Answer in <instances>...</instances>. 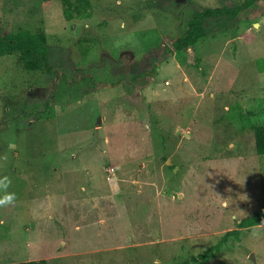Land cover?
<instances>
[{
  "label": "rangeland",
  "instance_id": "rangeland-1",
  "mask_svg": "<svg viewBox=\"0 0 264 264\" xmlns=\"http://www.w3.org/2000/svg\"><path fill=\"white\" fill-rule=\"evenodd\" d=\"M0 0L52 69L0 56V264H264V0ZM207 7L206 34L174 41Z\"/></svg>",
  "mask_w": 264,
  "mask_h": 264
},
{
  "label": "trees",
  "instance_id": "trees-1",
  "mask_svg": "<svg viewBox=\"0 0 264 264\" xmlns=\"http://www.w3.org/2000/svg\"><path fill=\"white\" fill-rule=\"evenodd\" d=\"M255 0H250L254 2ZM73 4L72 0H67ZM77 4V5H76ZM76 10L79 14L87 12L91 14L92 4L90 0H76ZM226 13L230 16H235L236 11L225 9L223 7H207L202 11L195 13L194 18L190 22V27L181 36L174 41V46L181 49L184 46H191L198 42L206 32L203 27V19L206 16H214ZM49 40L47 33L44 31H33L29 28H20L16 31L9 32L0 36V56L5 54L20 53V62L24 68L28 70L45 69L51 70L52 64L49 56ZM255 145L259 154H264V125H255ZM264 221V206L253 216L246 217L240 224V227H249L255 224H260ZM240 228L227 231L218 243L212 245L205 251L193 255L190 260H186L181 264H206L212 257L221 253V251L230 245L233 237L239 239L242 237ZM5 264H49L47 258L30 259Z\"/></svg>",
  "mask_w": 264,
  "mask_h": 264
},
{
  "label": "clouds",
  "instance_id": "clouds-1",
  "mask_svg": "<svg viewBox=\"0 0 264 264\" xmlns=\"http://www.w3.org/2000/svg\"><path fill=\"white\" fill-rule=\"evenodd\" d=\"M11 181L5 176L3 179H0V188L7 189ZM15 195L14 194H5L2 198H0V207L10 205L14 202Z\"/></svg>",
  "mask_w": 264,
  "mask_h": 264
}]
</instances>
